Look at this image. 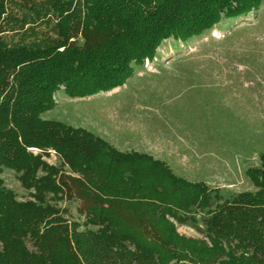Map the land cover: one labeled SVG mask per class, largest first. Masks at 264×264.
I'll return each mask as SVG.
<instances>
[{"label":"trees","instance_id":"16d2710c","mask_svg":"<svg viewBox=\"0 0 264 264\" xmlns=\"http://www.w3.org/2000/svg\"><path fill=\"white\" fill-rule=\"evenodd\" d=\"M263 3L0 0V264H264L258 122L223 114L242 124L236 151L259 158L245 170L253 187L238 191L189 181L148 154L43 115L61 92L82 98L121 86L165 42L187 46L225 20H247ZM29 146L54 148L67 169ZM4 169L28 198L5 185ZM65 197L77 217L58 203ZM170 216L201 236L179 234Z\"/></svg>","mask_w":264,"mask_h":264},{"label":"rangeland","instance_id":"374dc122","mask_svg":"<svg viewBox=\"0 0 264 264\" xmlns=\"http://www.w3.org/2000/svg\"><path fill=\"white\" fill-rule=\"evenodd\" d=\"M223 22L187 46L165 42L158 48L160 56L143 64L142 75L134 74L117 93H99L89 101L88 96L70 98L61 92L43 115L87 128L128 152L148 154L189 181L251 189L245 170L258 163V155L236 151L244 145L242 124L234 127L236 120L223 114L258 122L264 132V3L247 20ZM181 56L186 59L175 60ZM124 140L129 145L119 144ZM27 150L67 169L52 147ZM1 176L18 199L29 197L13 170L4 169ZM58 203L75 213L68 198ZM66 216L77 217L70 212ZM169 219L179 234L201 236L182 221Z\"/></svg>","mask_w":264,"mask_h":264},{"label":"crops","instance_id":"0c3cea01","mask_svg":"<svg viewBox=\"0 0 264 264\" xmlns=\"http://www.w3.org/2000/svg\"><path fill=\"white\" fill-rule=\"evenodd\" d=\"M157 66V65H156ZM143 72V70L142 69H138L137 71H136V73L135 74H139V75H142V74H140V73H142ZM152 73V72H151ZM126 86V84H123V85H121V86H117V87H115V88H113V89H111V90H109V91H104V92H99V93H105V94H115V93H117L118 91H117V89H119L120 87H125ZM109 92V93H108ZM99 93H96V94H99ZM96 94H93V95H96ZM93 95H90V96H88L89 98L87 99V100H89L90 101V99H91V97L93 96ZM86 100V101H87ZM85 101V102H86ZM165 125V124H164ZM169 128V127H168ZM170 129V128H169ZM170 130H173V129H170ZM176 130V129H175ZM93 132V131H92ZM95 133V132H94ZM100 136V135H99ZM131 138V137H130ZM110 142V141H109ZM119 142V141H118ZM129 140H124L122 143H120L119 142V144H128L129 145ZM114 147H116L115 145H114ZM117 149H119V150H121V151H126L127 149H120V148H118V147H116Z\"/></svg>","mask_w":264,"mask_h":264},{"label":"built area","instance_id":"2783aa9c","mask_svg":"<svg viewBox=\"0 0 264 264\" xmlns=\"http://www.w3.org/2000/svg\"><path fill=\"white\" fill-rule=\"evenodd\" d=\"M149 62H152V61H150V60H148V59H145V60H144V65H148Z\"/></svg>","mask_w":264,"mask_h":264}]
</instances>
